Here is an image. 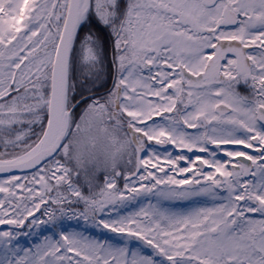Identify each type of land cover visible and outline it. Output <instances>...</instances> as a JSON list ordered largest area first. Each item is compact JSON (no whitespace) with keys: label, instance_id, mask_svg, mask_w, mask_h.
<instances>
[{"label":"snow or ice","instance_id":"6c2138e0","mask_svg":"<svg viewBox=\"0 0 264 264\" xmlns=\"http://www.w3.org/2000/svg\"><path fill=\"white\" fill-rule=\"evenodd\" d=\"M0 225V264H264V0H0Z\"/></svg>","mask_w":264,"mask_h":264},{"label":"rangeland","instance_id":"374dc122","mask_svg":"<svg viewBox=\"0 0 264 264\" xmlns=\"http://www.w3.org/2000/svg\"><path fill=\"white\" fill-rule=\"evenodd\" d=\"M159 151L163 152L164 150H159ZM119 183L122 184V181H120ZM197 199L207 200L208 198L207 197H198ZM178 203H187V202L181 201ZM210 204H211V202L209 201V206H210ZM67 223L69 225H73L74 228L76 229V231L84 232L86 235L92 236L96 239H100L101 235H104L107 238H112L115 236V234L109 233L107 230H103L101 228L93 227L90 222L86 224L83 220H69V221H67ZM19 242L24 247H25L26 242H28L29 244L32 243L31 241L29 242V239L27 237H24V236L19 237ZM14 243H15V241H14Z\"/></svg>","mask_w":264,"mask_h":264},{"label":"flooded vegetation","instance_id":"af4514ba","mask_svg":"<svg viewBox=\"0 0 264 264\" xmlns=\"http://www.w3.org/2000/svg\"><path fill=\"white\" fill-rule=\"evenodd\" d=\"M109 86H110V83H109ZM156 147H157L158 150H164L165 148H167L168 150L172 151L173 155H176V153L178 151L176 149H173L171 145H165L163 147L157 145ZM228 147H232V146H228ZM189 155H191V154H189ZM198 155H204V154L198 153ZM180 163L183 164V161H181ZM1 229H5L6 230V229H10V228L4 227V228H1Z\"/></svg>","mask_w":264,"mask_h":264},{"label":"trees","instance_id":"16d2710c","mask_svg":"<svg viewBox=\"0 0 264 264\" xmlns=\"http://www.w3.org/2000/svg\"><path fill=\"white\" fill-rule=\"evenodd\" d=\"M69 231H76V229L74 228L73 225H71V228L69 229ZM100 239H107V237L104 236V235H101V236H100ZM30 245H31V244H29L28 242L25 243V247H28V246H30Z\"/></svg>","mask_w":264,"mask_h":264},{"label":"water","instance_id":"95a60500","mask_svg":"<svg viewBox=\"0 0 264 264\" xmlns=\"http://www.w3.org/2000/svg\"><path fill=\"white\" fill-rule=\"evenodd\" d=\"M3 227H11L9 225H0V228H3Z\"/></svg>","mask_w":264,"mask_h":264}]
</instances>
